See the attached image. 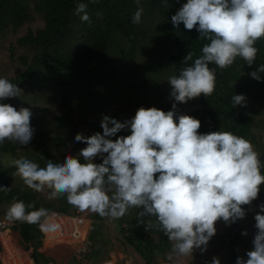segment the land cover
<instances>
[{"label": "clouds", "instance_id": "obj_1", "mask_svg": "<svg viewBox=\"0 0 264 264\" xmlns=\"http://www.w3.org/2000/svg\"><path fill=\"white\" fill-rule=\"evenodd\" d=\"M87 7L80 3L75 9L83 22L90 20ZM142 13L143 8L138 7L132 23H140ZM171 23L174 27L182 23L187 30L196 28L200 37L210 41L190 66L168 78L170 96L175 102L186 103L215 91L216 74L209 64L225 69L240 57L253 65L258 51L254 45L264 38V0H186L172 15ZM193 56L188 52L184 60L191 61ZM260 73H264V65L250 76L260 81ZM19 91L16 84L0 78V100L17 97ZM232 101L234 106H244L246 97L233 95ZM173 110L140 107L123 122L103 116L102 133L76 134L75 141L86 146L75 156L66 155L62 163L47 160L40 167L26 157L8 156L4 166L15 168L13 175L27 188L42 192L47 187L51 189L49 199L64 196L80 212L116 220L129 208H138L141 218H156L158 230L173 242L174 252L192 255L196 249H206L217 221L229 225L245 217L242 206L256 200L264 184V162L251 141L230 131L201 134L198 119L176 115ZM31 116L28 108L17 110L0 103V144L6 140L29 144L34 132ZM122 130L130 134L117 136ZM97 158L100 163L94 162ZM258 207L253 248L246 252L247 259L237 256L235 264H264V203ZM58 214L43 207L36 209L34 202L26 205L15 200L5 217L35 224L49 234L61 230ZM211 264L220 261L213 258Z\"/></svg>", "mask_w": 264, "mask_h": 264}, {"label": "trees", "instance_id": "obj_2", "mask_svg": "<svg viewBox=\"0 0 264 264\" xmlns=\"http://www.w3.org/2000/svg\"><path fill=\"white\" fill-rule=\"evenodd\" d=\"M185 2L186 0H139V3L137 0H0V39L33 22L35 17H40L43 21L41 29L35 32L28 29L24 36L15 40L16 46L10 48L12 52L17 49L29 51L31 58L27 63V54L19 57L26 69L9 82L16 84L20 90L25 86L32 89L31 100L35 102L41 97L43 100L38 103L43 105L44 111L48 110L45 104L57 102L58 106L54 108L58 109L59 115L51 123L57 130H70L61 133L65 138L57 140L55 144L63 148L75 138L81 126L90 130L100 128V123L96 125V122L91 123L81 118L80 113L86 110L80 109L78 105L83 100H92L98 90H106V93L116 90L114 81L117 73L120 70L122 72L129 62L135 63L139 56L142 60V55L148 57V64L144 63L147 66L146 75L136 82L138 89H142L150 81H156L151 74V66L157 65L153 60L154 56L165 57L172 68V75H178L181 69L190 66L202 55L203 45L210 41L200 37L196 28L187 30L182 23L176 27L171 23L172 15ZM80 3L88 6L90 20L87 22L81 21L80 16L75 14L76 6ZM138 7L143 8V13L140 23L134 24L132 16ZM152 33L154 34L151 35ZM157 35L163 37L161 49L158 47L160 43ZM254 46L258 51L252 66H248L240 57L225 69H220L214 63L209 64L216 74L215 91L210 96L201 95L183 103L191 108L187 115L200 121L199 133L230 131L258 145L254 130L257 127L256 118L262 114L264 118V73H260V81L252 79L250 73L264 65V38L257 40ZM188 52L194 53L191 61L184 60ZM110 71H114L111 77L104 76ZM159 72L160 69H157L156 74ZM240 94L246 97L245 105L234 106L232 97ZM23 99L28 102V98ZM9 100L10 98L6 101ZM247 102L250 106L255 105L253 112L248 109ZM96 108L101 109V106ZM74 117L78 119L72 122ZM90 117L89 113L85 116ZM45 121L46 118L37 117L32 118L30 123L34 128ZM260 122L257 123L260 125ZM44 143L35 132L27 145L6 140L0 144V159L2 156L26 157L40 167H44L47 160L60 162L52 154L50 146ZM259 151L264 156L263 145ZM81 162H84L82 158ZM14 172L13 167L0 166V216L5 214L8 206L15 200H21L26 205L34 202L36 209L43 207L50 212L66 215L72 214L76 209L67 203L64 196L49 199L51 189L47 187L44 189L46 195L27 188L18 176L13 175ZM261 173L264 174V168ZM257 199H264V184L260 186ZM245 206L247 205L242 207ZM128 211L133 213L130 217L123 216L116 220L100 217L95 213L90 215L93 222L89 238H93L95 226H102L109 219L146 264H157L162 257L166 236L158 230L155 217L141 218L135 207ZM13 223L14 228H20L23 239L33 242L34 260L45 262L46 257L36 250L42 244V232L38 226L20 221ZM237 233L232 237L233 241L238 237ZM154 237H157L158 242L154 241ZM230 245L234 246L232 242Z\"/></svg>", "mask_w": 264, "mask_h": 264}, {"label": "rangeland", "instance_id": "obj_3", "mask_svg": "<svg viewBox=\"0 0 264 264\" xmlns=\"http://www.w3.org/2000/svg\"><path fill=\"white\" fill-rule=\"evenodd\" d=\"M43 27V21L40 17H35V20L31 23L26 24L23 28L18 30L15 33L5 35L3 39H0V78H6L7 80L14 79L16 76L22 74L25 71V66L22 65L19 57L21 55L27 54L28 59L27 63L30 62V54L29 51H23L21 49H17L14 52L10 51L11 47H15V40L18 37L24 36L28 29L35 32L37 29H41ZM153 29V27H150ZM152 33L151 35H153ZM162 36L157 35V40L160 43L158 46L160 49L163 48L162 45ZM154 61H156V66H151V74L154 75L156 81H150L145 87L142 89H138V81L141 80L146 75L147 66L144 64H148V57L142 55V60L140 56L137 58L135 63L129 62L127 67L121 72L117 73L115 78L114 87L116 90L110 91L106 93L105 91H96L95 97L93 96L92 100H83L80 102L78 107L80 109H85L86 111L81 112V118H84L86 121L91 123H95L96 125L100 123L103 116H108L111 118H115L119 122H123L126 119H131L138 108L144 107H155L157 109L163 110L165 112L173 110L172 104L176 103L175 111L176 115L185 114L191 109L190 107H186L183 103L175 102L174 99L170 96L171 85L168 83V78L172 76V68L170 64L167 62L165 57L154 56ZM149 67V66H148ZM150 68V67H149ZM160 69V72L156 74V70ZM112 70V69H111ZM114 71H110V73H105L104 76L111 77ZM140 79V80H139ZM152 89H149V87ZM28 86H25L23 89L19 91L17 97L10 98L9 101L0 100L1 103H7L15 108L20 109L21 107L28 108L32 113V118L43 117L46 118V121L43 123H39L36 127H34V132L40 136L41 140L45 142L44 144L49 145L51 148L52 154L62 163L66 155L75 156L80 149L84 148L86 145L81 142L75 141L73 138L71 142L68 143L67 146L61 148L60 146L55 145L57 140L64 139L61 133H67L68 131H62V129L57 130L51 121L58 116V109L56 101L48 102L46 108L48 110L44 111L42 108V104L38 103L39 100H43L41 97L37 99V101L31 100L33 95L32 89H28ZM30 90V91H29ZM41 95V94H40ZM42 97L44 95H41ZM23 98H28V102L26 103ZM100 101H103L100 102ZM106 101V102H104ZM51 102H54L52 104ZM44 103V102H43ZM97 106H101V109H97ZM53 107V108H52ZM94 107V108H93ZM247 107L249 110L253 112L255 105L250 106L249 102H247ZM96 110H90V109ZM76 110V107L74 108ZM89 113L92 117L85 118V116ZM30 119V121H31ZM78 118L72 119V122L76 121ZM261 121V122H260ZM260 122V125L259 123ZM256 129L254 130V136L258 140V145L256 143L253 144L254 149L259 153V158L261 161L264 160V156L260 154L259 148L261 145L264 146V118L263 114L256 118ZM111 127V125H109ZM73 131V129H71ZM95 132H101V127L99 129L90 130L85 126H81L77 133H80L85 136H89ZM130 134L127 130H122L117 133V136L128 135ZM76 136V135H75ZM116 137H112L114 140ZM257 146V148H256ZM4 158L0 159V166L4 165ZM94 162L100 163V158H97ZM43 195H46L45 190L41 192ZM264 203V199L262 200H254L250 205L244 207L245 217L243 219L237 220L235 223L226 225L222 220H219L215 224L216 233L207 243V247L204 251L200 249L194 250L192 255L188 256H179L176 252L173 251L172 241H169L167 236L164 239L163 245L164 250L162 251V257L158 259L157 264H184L188 261H198L211 264L213 258H217L220 261V264H235V260L237 256L243 257L247 259L246 252L252 250V240L256 233L255 228V220L254 216L259 212V205ZM138 209V208H137ZM140 211V209H138ZM89 212L88 221L92 224L93 219L90 215L94 213ZM6 213V212H5ZM133 213L127 211L124 215L125 217H130ZM264 214V213H261ZM127 219V218H126ZM88 221H86L85 225L87 226ZM147 222V220H145ZM145 223L144 226H146ZM85 227V226H84ZM91 227V226H90ZM85 230V228L83 229ZM90 230V229H89ZM92 231L93 238L91 239L92 248L94 251L90 253L91 259H95L98 261L101 259L108 251V245L118 244L124 246L126 249L131 250V245L122 237V235L115 228L113 223L106 219V223H103L102 226H95ZM237 233V238L235 241L232 240V237ZM242 232H246L247 235H242ZM84 233V232H82ZM91 234V232H90ZM50 241H54L50 234H47ZM109 239V241L107 240ZM72 241L70 239H66ZM99 240V241H98ZM108 241V242H106ZM154 241L158 242L157 237H154ZM230 242L234 244L232 247ZM28 252V251H27ZM26 252V254H28ZM13 254V252H12ZM60 255V253H58ZM71 255V256H70ZM67 256L69 262H77L76 256L73 252V255L70 254ZM129 255V254H127ZM64 255H62V261L64 262ZM67 258L65 262H67ZM92 261V260H91ZM130 261V259H129ZM134 261V260H133ZM131 261V262H133ZM141 261V260H140ZM234 261V262H233ZM135 262V261H134ZM142 262V261H141Z\"/></svg>", "mask_w": 264, "mask_h": 264}, {"label": "crops", "instance_id": "obj_4", "mask_svg": "<svg viewBox=\"0 0 264 264\" xmlns=\"http://www.w3.org/2000/svg\"><path fill=\"white\" fill-rule=\"evenodd\" d=\"M84 226L85 230H82V232H84L83 234L85 237L90 239V222L88 221L87 226ZM58 233H60V231L57 233H49L54 241H50L48 235L42 233V244L36 250L45 256L46 260L45 262H36L32 257L34 252L33 242L23 239V237L20 235L19 227L16 226L15 228H10L4 235V239L7 242L9 240V243L11 241V243L8 245L15 247V253L13 252L12 254L9 248L1 249L0 264H101L102 261H111L112 264H146L133 248H130L131 250H129L122 245L114 244V242L107 246L109 248L107 253L98 261L91 259L92 255H90V253L94 251L91 249L90 253L85 259H76L77 262H69L68 258L71 256L70 254L73 255L74 249L78 245V240L67 242L68 240L65 239H57L56 236ZM107 240L109 241V239ZM26 252L28 254H26ZM58 253H60V255H58ZM62 255H64V262L62 261ZM67 256L69 257L67 258ZM66 258L67 262H65Z\"/></svg>", "mask_w": 264, "mask_h": 264}, {"label": "built area", "instance_id": "obj_5", "mask_svg": "<svg viewBox=\"0 0 264 264\" xmlns=\"http://www.w3.org/2000/svg\"><path fill=\"white\" fill-rule=\"evenodd\" d=\"M58 214V213H57ZM89 212H80L75 209L71 215L58 214L56 221L61 224L60 235L66 240H78V245L74 249V254L77 259H85L90 253L92 248V242L90 239L84 236L82 230L88 219ZM13 226V221L6 219L5 214L0 216V250L9 248L11 252L15 253V247L10 246L8 242L4 239V235ZM10 239V238H9ZM101 264H112L111 261H102ZM184 264H208L198 261H188Z\"/></svg>", "mask_w": 264, "mask_h": 264}, {"label": "bare ground", "instance_id": "obj_6", "mask_svg": "<svg viewBox=\"0 0 264 264\" xmlns=\"http://www.w3.org/2000/svg\"><path fill=\"white\" fill-rule=\"evenodd\" d=\"M56 238H57V239H64V238L60 235V233L57 234Z\"/></svg>", "mask_w": 264, "mask_h": 264}]
</instances>
